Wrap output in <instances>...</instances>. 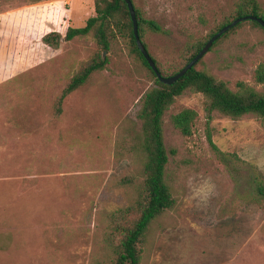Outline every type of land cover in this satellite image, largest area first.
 Returning a JSON list of instances; mask_svg holds the SVG:
<instances>
[{"label":"rangeland","instance_id":"rangeland-1","mask_svg":"<svg viewBox=\"0 0 264 264\" xmlns=\"http://www.w3.org/2000/svg\"><path fill=\"white\" fill-rule=\"evenodd\" d=\"M240 0H133L161 33L145 32L164 75L178 71L191 44L206 42ZM264 14V0H257ZM95 0H0V264H112L141 185L139 100L149 71L118 38L108 51L93 36L54 50L95 15ZM107 60L80 88L57 99L95 55ZM264 30L241 22L196 65L235 91L258 92ZM195 111L191 135L171 116ZM165 182L173 204L149 226L140 264H264V127L253 115L208 112L201 94L185 91L163 116ZM227 155L221 161L211 147ZM226 161V163H224Z\"/></svg>","mask_w":264,"mask_h":264},{"label":"trees","instance_id":"trees-1","mask_svg":"<svg viewBox=\"0 0 264 264\" xmlns=\"http://www.w3.org/2000/svg\"><path fill=\"white\" fill-rule=\"evenodd\" d=\"M131 2L136 14L139 38L148 51L144 41L145 32L161 33L162 29L157 22L143 16L133 0ZM94 11L95 15L86 21L84 27L68 28L64 37L57 32H50L41 38V42L49 48L56 50L63 41H70L76 37H84L91 34L95 43L102 50L108 51L112 41L124 38L127 40L131 52L141 61L152 77L153 85L141 96L137 112V119L140 122L138 149L142 157L143 179L138 188L135 205L129 209L130 213L133 212L137 216L131 224L121 231L122 236L117 245L116 260L112 263L140 264L139 246L150 224L170 209L173 204L170 190L165 182V167L168 163V155L163 142L162 123L164 114L177 97L185 91H191L205 97L209 113L218 112L232 119H238L245 115H253L260 120L264 127V92H258L253 87L242 82L237 83L235 91L230 90L223 81L215 79L203 70L196 69V65L201 59L174 84H162L149 68L137 48L132 30V22L124 1L95 0ZM243 16H256L264 20V14L257 0H240L238 2L231 19L234 20ZM231 21L227 20L222 23L218 30ZM250 23L263 30L258 23L254 21H250ZM239 25L240 23L228 30L213 45L225 38L230 32H233ZM206 42L194 43L187 48L189 57L179 70L201 50ZM151 58L163 77L172 76L179 71L166 76L157 65L155 59L152 56ZM106 64L107 60L96 54L78 73L72 76L57 99V114L61 112L63 99L84 85L92 73L103 70ZM254 80L256 84H264V62H261L256 67ZM195 119V111L184 108L171 116V123L182 136L188 137L192 133L191 128ZM209 143L218 155V158L221 161H227V155L220 152L210 139ZM255 182L256 191L260 196H263L264 188L260 182L258 183L256 180Z\"/></svg>","mask_w":264,"mask_h":264},{"label":"water","instance_id":"water-1","mask_svg":"<svg viewBox=\"0 0 264 264\" xmlns=\"http://www.w3.org/2000/svg\"><path fill=\"white\" fill-rule=\"evenodd\" d=\"M127 10L129 12V16L132 22V30H133V35L135 38V42L137 45V48L139 49L140 53L142 54L143 58L147 62L149 68L152 70V72L155 74L159 82L165 85H172L174 84L179 78H181L188 70H190L195 64L202 59L205 54H207L212 47L213 43L220 38L223 34H225L228 30H230L232 27L236 26L238 23L250 20L258 23L264 30V20L256 17V16H243L236 18L232 20L229 24H226L222 26L215 34H213L207 42L204 44V46L201 48V50L181 69L179 70L176 74L169 76V77H163L159 71L156 68V65L154 61L152 60L151 56L149 55L148 51L146 48L143 46L139 34H138V29H137V19H136V14L132 5L131 0H123Z\"/></svg>","mask_w":264,"mask_h":264}]
</instances>
